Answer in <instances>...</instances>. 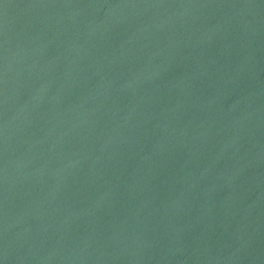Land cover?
Listing matches in <instances>:
<instances>
[{"label":"water","instance_id":"1","mask_svg":"<svg viewBox=\"0 0 264 264\" xmlns=\"http://www.w3.org/2000/svg\"><path fill=\"white\" fill-rule=\"evenodd\" d=\"M0 264H264V0H0Z\"/></svg>","mask_w":264,"mask_h":264}]
</instances>
